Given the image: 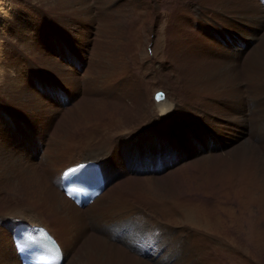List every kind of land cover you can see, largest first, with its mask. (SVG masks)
<instances>
[{
  "label": "rangeland",
  "instance_id": "1",
  "mask_svg": "<svg viewBox=\"0 0 264 264\" xmlns=\"http://www.w3.org/2000/svg\"><path fill=\"white\" fill-rule=\"evenodd\" d=\"M99 1L91 0L97 21V25L93 26V32L91 33V44L85 52L86 59L91 65L81 69L83 66L80 64L81 60L76 61L67 50L66 53H68L66 55L58 56L63 58V60L72 62L81 73L80 97L77 101L71 102L67 92L61 89V83H53V85L46 83L45 77L54 78L53 71L55 69H49L39 60L31 57L34 60L32 61L34 65H29L26 70L27 79L32 90L46 100L59 104L62 110L59 111L58 116L54 120L51 128V131L52 129L54 131L47 136L48 142L44 144L41 150L35 152L39 161L36 162V172L42 176L43 181L48 185L50 183L49 178H52L54 173L58 172L63 166H69L77 160L91 156L90 153L92 152L86 148V140L90 139V137H108L109 140H116L121 137L126 138V134L129 135L132 131L134 134L138 129L140 132L144 131L147 124L152 120L150 117L157 114L156 102L153 99L157 92L170 89L175 96L182 99V103H187L190 100L198 102V98L202 95L196 94L186 86L185 78L194 75L190 73L192 68L188 65L190 63H188L187 59L181 57L173 50L175 49L173 48V43L179 46L182 36L180 34L188 32L187 29L180 30L177 28L178 30L168 37L172 48H169L167 56L174 57L173 55H178L177 58L179 61L181 60L180 63L183 66V70H180L183 71L181 74H177L175 69L169 70L170 75L174 77L171 79L172 77L169 78L167 74H159L156 64L153 63L156 61L157 56L155 50L157 39H159L160 35L162 41L163 34L168 32L164 28L165 19L161 18V16H164L163 11L161 13V11L155 10L156 8L152 6V2L149 5V8L151 7L152 9L150 8V11L144 12L137 8V2L119 0L115 4L111 3L110 9L108 8L111 13L107 11L99 18L100 11L97 10L101 9L103 6L102 1L106 0L100 1V3L102 2L101 4ZM181 1H178L179 4H182ZM189 1L191 3H194V1L198 2V0ZM260 1L258 0L259 4L261 3ZM2 2L3 4L0 3L2 5L0 6V41L3 44V36L10 31L11 21L15 12L16 14L18 13V16H22V19L25 18L21 20L23 23H29L28 27L33 29L34 23L36 27L37 18L35 16L41 14L40 10L44 11L41 5L39 6V3H37V0H2ZM3 13H5L4 17L7 15V18L3 17ZM176 13L172 15L174 20L176 19V24L182 17L187 18L184 11ZM45 14L56 16L58 13L46 10ZM73 14H77V11ZM59 15L66 18L72 14L62 11ZM187 19L189 22L193 21L192 18ZM47 24L43 21L40 28L45 29V25L46 28L49 27V24ZM225 28L222 26L219 30L222 32L230 31H225ZM216 33L218 32L210 33L209 36L214 39V34ZM263 33L258 34L259 42H264ZM49 35L54 38L53 32H49ZM190 39L194 42L193 36ZM62 41L60 42V47L65 45V42L63 41L64 43H62ZM0 49L2 53H5L1 46ZM14 52V55H11L13 62H18L19 58L24 57L19 55L16 50ZM173 52L176 54H173ZM194 57L195 53H193L192 59ZM246 57V61L251 59L248 54ZM216 58L219 60L218 56ZM74 60L79 63V66H76ZM107 61L111 62L110 66ZM18 65L20 67V64ZM245 69L244 67L241 71L244 79H247L248 77L244 74ZM254 72L257 74H251L250 76V78H255L254 84L263 83L264 69L257 68L254 69ZM125 75H132V80L126 86L123 85L121 87L120 83ZM56 78L58 77L56 76L54 79ZM248 84L249 81H243V92L249 87ZM61 90L63 91L62 93ZM66 94L68 103H64ZM129 98L136 99L129 101ZM28 104L31 106L33 103L29 102ZM5 113L9 114L8 116L12 117L14 121L15 128L12 130H16L21 126V130H23L21 132H25L27 127L24 126L26 123H23L17 115L10 112ZM258 114L260 115V109H256L255 129L261 124ZM19 115L25 118L24 120L27 124L33 123L29 116L24 115V113ZM206 127L215 129L219 133L215 126L206 125ZM206 127L203 125L190 126L193 130V136L198 138L202 137V134L207 130ZM150 133L144 136L139 152H134L129 158V154L127 156L128 162L134 166V170L119 179L108 190L107 197L95 206L96 211L102 214L103 222L108 220L106 219L107 217L116 222L117 220L126 221L125 216L113 210L116 206L123 204H127L128 208H120V210L130 211L133 209L142 216V225L138 224L141 227L134 234L135 239L137 235V240L142 242V244L138 243V252L134 253L127 250L116 240L113 246L105 250L106 252L104 251L106 254H101V251H103L102 237L99 232L93 230L92 226H88L86 216L88 218L89 215H84L85 219L80 225L88 228H84V235L80 237L74 249L70 251L71 260H69L68 264L70 262L71 264L72 262L73 264H264V189L259 186L263 181L259 177H262V174L264 175L262 173L264 168L261 166L264 161H262L264 159V145L260 144L259 140L256 141L254 137H251L249 139L256 149L253 151L254 154L247 158L241 157L240 160H234V157H236L235 151L237 146H241V142L230 145L228 148L230 133L232 134V131H228L225 134L227 136L226 139L224 138L221 141V139L215 138V141H218H216L218 145L214 146L210 139L206 141V144L200 142L195 147L202 148L197 149V154L185 164L161 173L156 167V163L158 159H162L166 155V148L161 140L156 139L152 132ZM56 134L57 136H55ZM188 134L185 131L182 132V135L187 138ZM237 134L239 138L245 135L244 132L241 133V136H239V133ZM220 136L222 138L223 135L220 134ZM51 139H53L52 149L49 147ZM63 141L65 142L64 144ZM58 146L59 148H57ZM130 149L128 145V151ZM187 149L191 153L190 148ZM204 153L212 154V157H201ZM228 154H231V157L227 156ZM46 155L50 156L52 161L49 165L45 162ZM233 162H236V164L234 165ZM259 165L260 167H258ZM144 168L153 169L159 186L154 185L142 173ZM20 182L21 186L17 190L6 186L0 187V219L5 221L9 219L20 220L15 214V216L11 214L7 218L5 213L7 211L13 212L17 206L29 201L36 200L34 202L38 203V207H35L37 213H41L46 206L54 203L52 196L47 194L42 196V189L37 180L22 179ZM135 207L143 210V214ZM161 210H164V212ZM46 219L49 225L55 230L57 229L58 234L64 240L65 246H68L70 243L68 240L69 234H71L70 229H64L59 223H56L55 226L53 221L50 220L51 218L46 217ZM2 223L0 227H4V222L2 221ZM173 229H176V232L170 237V230ZM116 235L120 234L116 233ZM98 242L100 243L99 245ZM182 244H186L189 250L193 246H198L199 249L197 252H188L187 255ZM133 245L136 246L135 243ZM85 247L92 248L86 251ZM121 248L123 252L120 251ZM186 257L191 259L185 261ZM78 258L82 260H78ZM131 258L133 261L130 260Z\"/></svg>",
  "mask_w": 264,
  "mask_h": 264
},
{
  "label": "bare ground",
  "instance_id": "2",
  "mask_svg": "<svg viewBox=\"0 0 264 264\" xmlns=\"http://www.w3.org/2000/svg\"><path fill=\"white\" fill-rule=\"evenodd\" d=\"M118 1L119 0L102 1L103 6L101 9L97 10L100 11L99 18L107 11H110L109 7L111 3L115 4ZM130 1L137 2V8H140L139 10L144 12L150 11L151 7L149 8V5L150 2H152V6L156 8L155 10L158 12L161 11V13L163 11L164 13V16H161V18L165 19L164 28H166L168 32L163 34L162 41L160 35L158 37L159 39L156 38L158 40L155 48L157 56L156 61H152L156 64L159 74H167V76L171 78L172 75L169 73L171 69H175L177 74L183 73V71H180L183 70L182 63H180L181 60L179 61L177 58L178 55H180L191 64H188L190 68H192L190 73L194 74L193 76H187L185 78L186 86L196 94L202 95L198 98V102H192L189 99L190 101L187 103H182L181 98L175 96L170 89H165V91H163V101L156 103L157 114L150 117L152 120L147 124L145 130L140 128L145 132L142 130V132H140L138 129L134 134L133 131L129 135L126 134V138L121 137L116 140H109L108 137H90V139H88L89 141L86 140V148L88 151L92 152L90 153L91 156L82 160H77L69 166H63L58 172L54 173L52 178H49L50 183L48 185L43 181L42 176L36 172V162L38 160L35 152L41 150L44 144L48 142L47 136L54 131L53 129L51 131L52 125L59 111L62 110L59 104L46 100L32 90L27 79L26 70L29 65L33 64L32 61L34 60H32L31 57L39 60V62L49 67V69H55V71H53L54 78L56 76L58 78L54 79L46 76V83L48 85L61 83V89L67 92L71 98V102L77 101L80 97L81 73L72 62L63 60V58H59L58 56L66 55L70 52L76 61L81 60L80 64L83 65L81 69L91 65L88 59H86L85 52L91 44L90 37L92 36L93 26L97 25L95 10L94 6L91 4V0H37V3H39V6L41 5L44 11L40 10L41 14L35 16L37 18L36 27L34 23L33 29L28 27L29 23L27 24L21 21L25 18L22 19V16H18V13L16 14L15 12L11 21L10 31L6 34L4 32L5 35L2 40L4 44L0 41V46L5 52L2 53L0 49V105H3L0 106V187L6 186L17 190V188L19 189V186H21L20 181L22 179L37 180L42 189V196L46 194L52 196L54 198V203L46 206L44 211H42L43 213H37L35 211V207H38V203L34 202L36 200L17 206L14 210L15 212L7 211L5 213L7 218L9 215L15 214L20 220L9 219L5 221L0 219L1 225L3 224L2 221L4 222V227H0V264H21L13 239L14 228L17 225L44 227L59 245V254L62 257V264H68L69 260H71L70 251L74 249L80 237L84 235V228H88L84 225H80L85 219L84 215H89L88 218L86 216V221L89 224L88 226H92L94 228L93 230L99 232L102 237H100L102 239L101 244L103 245L101 254L105 253V250H108L110 246H113L116 240V242L122 244L127 250L137 253L139 250L137 249L138 243L142 244V242L137 240V235L135 239L134 234L137 233L140 229L139 227H141L138 226V224L142 225V216L133 209L130 211L120 210V208H128L127 205L123 204L116 206L113 210L125 216L127 219L126 221L121 222L117 220L116 222L107 217L106 219L108 220L103 222L102 214L96 211L95 206L100 204L107 197L108 190H110L119 179L127 176L128 173L134 170V166L128 162V158L134 152H139L141 142L147 133L152 132L156 139L161 140L166 148V155H164L162 159H158L156 163V167H158L161 173L185 164L197 154V149L202 148L195 147V145L200 142L206 144V141L210 139L212 143H214V146L218 145V141L216 140V142L215 138L221 139V141L224 140V138L226 139L227 136L225 134L228 131H232V134L230 133L231 137H229L230 141L227 144L228 148L230 145L241 142V144L239 143L241 146H237V150L235 149L236 157H234V160H240L241 157L247 158L254 154L253 151L256 149L249 138L254 137L256 141L259 140L258 142L264 145V82L255 85V78H250L251 74H257L254 72V69H264V42H259L260 38L258 37L259 33L264 32V10L262 2L260 1L261 3L259 4L258 0H198V2L194 1V3H191L189 0H182V4L180 3V5L178 2L179 0ZM0 3L3 4L2 0H0ZM26 5L28 6V4ZM0 6L2 5L0 4ZM46 10L58 14L56 16L53 14L46 15ZM62 11L72 15L63 18L59 15ZM76 11L77 14H73ZM181 11L185 12L187 18L193 19V21H190L192 23H190L187 18L182 17L176 24V19L174 20L172 15ZM5 13H3V17ZM4 18H7V15ZM43 21L49 24V27H47L48 30L46 25L45 29L40 28ZM222 26L226 27L225 31H230L222 32L219 30ZM177 28L180 30L187 29L188 32L180 34L182 36L179 46L173 43V48H175L173 50L176 51L178 55H173L174 57L167 56V54H169V48H172L171 43L168 41V37L176 32L178 30ZM47 31L50 33L53 32L54 38L50 36ZM231 31L237 32L239 35ZM215 32L218 33L214 34L213 39L209 35ZM191 36H193L194 42L190 39ZM262 38H264V33ZM66 39L69 41H65ZM61 40L65 42V45L62 47H60ZM63 41L62 43H64ZM251 42L254 44L253 46ZM15 50L19 55L24 56L23 58H19L18 56V60L20 61L21 59L20 62L14 57L19 63L13 62V59H11V55H14ZM66 50L68 51L67 53ZM193 53H195L194 59H192ZM173 54L176 53L173 52ZM247 54L251 59H247L246 61ZM215 55L218 56L219 60ZM75 60L74 63L76 66H79V63ZM107 62L110 66L111 62ZM18 64H20V67ZM214 64L216 65L215 67ZM244 67L246 68L244 74L248 77L247 79H244L242 75L241 70L242 68L244 69ZM123 77L120 83L121 87L123 85L126 86L132 80V75H125ZM173 78L174 77L171 79ZM243 81H249V87L244 91L245 93L243 92ZM62 90L61 93L63 92ZM67 94L64 96V103H68ZM253 95L255 96L254 98ZM133 99L136 98H129V101ZM137 99L139 100L138 97ZM29 102L33 104L29 106ZM256 109H260V115H258L261 124L255 129ZM5 112L17 115L23 123H26L24 126L27 127L25 132H21L23 131L21 130V126L16 130H12L15 128L14 121L12 117L10 118V116H8L9 114ZM20 113L29 116V119L33 123L27 124L24 120L25 118L19 115ZM200 125L204 127H206V125L217 127V131L223 135L222 138L215 129H209L207 127V130L202 134L201 138L193 136V130L190 126ZM183 131L187 134L189 133L188 138L182 135ZM243 132L245 135L241 136ZM237 133L241 136L240 138ZM55 136H57V134ZM52 142L53 139H51L50 148L52 147ZM64 143L63 141V144ZM193 143L195 144L193 145ZM128 145L131 148L129 151ZM57 148H59V146ZM187 148H190L191 153ZM208 154L209 153H204L201 157H212V154ZM227 156L231 157V154ZM225 158L223 159L225 160ZM263 160L264 159H262V161ZM91 161L99 163L100 165V172L104 179V190L91 204L86 207L77 208L71 200L64 196L61 190V180L71 169ZM45 162L47 165L52 162L50 156H45ZM233 164L235 165L236 162H233ZM261 166L264 168V161ZM258 167H260V165ZM143 170L142 173L146 175L154 185L156 184L159 186L157 178L154 176L153 169L144 168ZM241 170L246 171L245 169ZM259 178L263 180H260L262 183H260L259 186L264 189V175L262 174V177ZM153 190L155 191V189ZM155 208L157 209V207ZM135 209H138V207H135ZM161 211L164 212V210ZM139 212L143 214V210H139ZM46 217L51 218L50 220L53 221L55 226L56 223H59L64 229H70L71 234H69L70 237H68L70 243L68 246H65L64 240L58 234L57 229L55 230L49 225ZM175 232L176 229L170 230V237ZM116 233L120 235H116ZM131 242H134L136 246ZM99 244L98 242V245ZM182 245L187 255L188 252H197L199 249L198 246H193L189 250L186 244ZM89 248L92 247H85L86 251ZM120 251H122V248ZM80 259L78 258V260ZM189 259L191 258L186 257L185 261ZM130 260H132V258Z\"/></svg>",
  "mask_w": 264,
  "mask_h": 264
},
{
  "label": "water",
  "instance_id": "3",
  "mask_svg": "<svg viewBox=\"0 0 264 264\" xmlns=\"http://www.w3.org/2000/svg\"><path fill=\"white\" fill-rule=\"evenodd\" d=\"M153 99H154V101H155L156 103H158V102H160V101H163V99H164V93H163L162 91L157 92V93L154 95Z\"/></svg>",
  "mask_w": 264,
  "mask_h": 264
},
{
  "label": "flooded vegetation",
  "instance_id": "4",
  "mask_svg": "<svg viewBox=\"0 0 264 264\" xmlns=\"http://www.w3.org/2000/svg\"><path fill=\"white\" fill-rule=\"evenodd\" d=\"M125 205H127V204H125Z\"/></svg>",
  "mask_w": 264,
  "mask_h": 264
}]
</instances>
